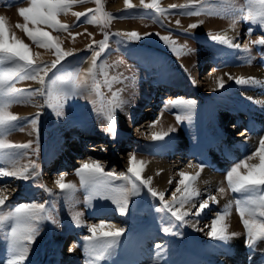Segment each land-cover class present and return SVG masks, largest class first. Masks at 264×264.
I'll use <instances>...</instances> for the list:
<instances>
[{
  "label": "rangeland",
  "instance_id": "1",
  "mask_svg": "<svg viewBox=\"0 0 264 264\" xmlns=\"http://www.w3.org/2000/svg\"><path fill=\"white\" fill-rule=\"evenodd\" d=\"M116 1L102 0L104 11L113 14L115 17L108 22L107 27L100 23L88 22L90 16L95 13H89L88 16L81 17L79 21L72 15L73 12L95 10L97 7L95 0H84V2L78 0L67 14L62 13L58 16L61 23L70 26L71 34L54 30L43 24L38 26L42 30L48 31L53 37H59L58 42L61 43L63 50H74V56L66 58L62 67L58 65L57 69L49 72L48 76L45 77L46 80L79 73V81H83L91 67L92 51L88 50V46L92 45L93 49L98 51V42L104 39V33L110 34L109 47L99 58L98 65L106 66L109 77L116 76L119 78L120 82L113 83L112 91L123 90L119 96L120 101L123 102V107L117 110L116 116V137L113 138L106 131L107 121L101 113L100 101L90 88L86 89L82 95L69 96L64 100L60 115H57L52 108L47 107L45 97L39 95L31 97V99L24 97L20 102L12 103L8 109L12 114L25 119H20L17 122L16 129L8 134L7 139H12L9 140L12 143L33 141L32 148L28 150V155L20 163L21 165L30 162L37 163L41 175L28 181L4 177L2 182L12 185V188L8 187L10 191L5 194L10 201V203L6 201L8 208L5 211L10 209L12 205L19 203L48 201L51 205V214L56 220V223L45 220L40 224L39 235L31 245L26 264H36L35 261L40 256H47L52 260L58 259L61 255L68 254V249L73 244L78 245L75 251L83 260L87 259L85 261L87 264L89 256L83 238L91 235L87 231L88 226L99 224L102 221L109 226L115 224L116 227L125 228V233L111 254L100 264H187L188 262L189 264H200L201 260L190 259V257L201 253L209 259H215V252L221 250L223 242L211 239L205 243L204 235L196 231L197 228L201 229L203 226L193 227L189 223L196 218L195 222L199 225L201 221L198 220L206 217H210L208 220L211 222L229 201H233V206L225 222L229 225V232L239 233L236 238L232 239V243L236 241L234 247L240 244L243 249L229 254L231 259L224 255L225 260L228 261V264H232L235 259L236 261L239 259L238 256H241L238 264H264V261L258 256V249L251 250L245 244V229L234 204V199L240 198V194H233L228 191L222 200L218 199L219 211L215 205L210 203L211 207L199 217L192 214L195 211L192 208L186 217L189 223L182 226L177 224L176 229L181 233L178 236H183L186 239L176 243L175 240L178 236L166 235L161 230L163 221L169 219L170 214L157 211L162 205L158 198L152 197L147 192V189H143L140 196L131 197L129 210L125 215H121L116 210L115 205L108 200L97 198L86 203L89 192L81 186L76 170L82 163L89 161L90 157L99 160L105 171L115 169L116 172H127L128 155L135 154L137 160L143 161L145 164L142 177L144 179L151 177L152 181L154 176H149L146 171V167L152 161L157 163L163 159L164 162H171L176 160L175 157H178L183 151L187 157H184L185 160L189 159V162L195 165L203 164V169H211L215 173L219 166L211 159L217 157L221 159V161H217L222 165L219 171L220 181L217 184V189L221 186L227 189L225 179L227 171L235 163L251 156L259 147V139L264 135V122L261 123L259 119H256L257 109L252 110L250 107L253 105L252 102L247 104L243 100L244 96L240 97V93L245 95L249 92H254L256 99L262 97L260 90L264 87V46L250 45V51L243 52L217 44L209 38V34H224L223 32L228 30L236 32V36L239 34L241 37L238 38L237 43L243 45L264 36V30L243 19L238 12H232L225 16H212L206 12L189 16L178 14L179 10L173 9L168 15L157 17L153 10L143 9L139 6L140 3H134L133 0L131 3L137 6L133 9H125V5L119 6ZM181 1L159 0L160 6L165 9L172 4H184ZM29 6V0H0V16L5 17L9 34H15L18 39L29 45L33 58L37 62L51 64L56 59L54 50L39 47L26 35L22 28L17 27V24L23 25L25 23L19 15L18 9ZM204 7L215 9L218 5L209 2ZM236 7H244L246 10L245 0H237ZM177 20L181 21L179 25L176 24ZM233 20H235L234 27L232 26ZM201 21L203 23L199 27L189 28L190 24ZM186 22L188 23L186 24ZM28 26L29 28L33 27L30 23ZM249 28L253 29L251 35L247 34ZM185 30H187V34H185ZM132 31L142 36L145 33H152L153 35L146 36L139 42L127 43L122 42L120 36L114 35L117 32ZM156 33H159V36H170L179 45H185L187 54L177 56L169 45L155 35ZM188 49L192 51L189 52ZM39 52H44L47 55L40 58L37 55ZM251 67L256 68L258 74L261 73L263 76L262 81L257 79L256 75L253 76L259 81L257 85H238L233 80L227 79L228 75L225 76L226 74L231 75V70L236 71L238 69L241 70L242 77V73L244 74L242 69H252ZM214 75H219L226 81L223 89L215 90L216 83L210 82L213 81ZM97 79L101 81V91L105 97L110 98L112 91H109L107 86L103 84L104 76L100 74L99 67L97 68ZM205 79H209V81ZM192 80H195V84L192 83ZM228 81L230 82L228 83ZM205 83H211V86H204ZM15 87L18 89H36L40 85L32 80H18ZM176 99L196 101V106L191 111L190 120L177 121L176 115L184 116L186 114L183 109L171 107L165 109L164 106L167 101ZM257 104L259 102H255V106ZM261 110L264 109L261 108L259 111ZM37 112L41 113L38 132L34 130L31 123V119ZM245 116L247 119H243ZM251 119L254 121L253 124L250 123ZM157 120L162 127L160 131L168 132L170 128L175 130L169 132V135L163 140L154 141L151 138L154 132L150 130V125H153V121ZM237 121L240 123L241 128L239 129L241 130H235L236 135H240L246 131V128H249L247 123L252 124L250 132L247 133L243 142L240 141L243 138L239 140V138L236 139V135H229L230 128ZM92 136L94 138H91ZM37 139L39 141L38 155L33 153ZM236 144L242 145L239 155L233 151V145ZM208 145L213 147V152L216 151L215 155H208L209 152L206 150ZM225 146L226 148L223 149ZM61 158H64L65 168H62L60 173L57 170V173L52 174V171L55 170L54 165L58 164ZM252 160H247L248 164ZM211 164L213 165L212 168L209 166ZM152 167L150 168L153 170L154 165ZM156 168L155 165V171ZM178 169L183 170L181 167ZM241 171L245 170L242 168ZM183 172L194 176V171ZM62 174L65 175V183H72L76 186V191L71 199H65L55 183ZM178 179L177 176L176 181H179ZM176 181L172 180L165 193V199L170 203L172 202V193L178 184ZM152 184L153 182H151V187L157 192H163L158 191L156 186ZM47 189H50L51 192ZM217 189L215 193H218ZM14 190H17L15 196L11 195ZM199 192L200 197L193 200L197 207L200 200L209 195L208 193L204 194L205 191L202 189ZM176 195L179 197L180 193H176ZM190 207V204H186L181 211H187ZM77 212L81 214L80 225L74 223L72 219ZM234 223L236 226H233ZM8 230L7 226L0 225V246L4 248V251L1 252L5 254ZM104 230L107 231L110 228L106 227ZM73 235L79 237L80 240L76 239L77 243H72ZM148 236L149 238H147ZM139 239L144 241V248L143 246L138 248L144 253V259L142 257L135 260L124 259L129 252L132 254L133 243ZM157 243L164 247L156 249ZM260 245L262 249H259L264 256V243ZM211 264L213 263L211 262Z\"/></svg>",
  "mask_w": 264,
  "mask_h": 264
},
{
  "label": "snow or ice",
  "instance_id": "2",
  "mask_svg": "<svg viewBox=\"0 0 264 264\" xmlns=\"http://www.w3.org/2000/svg\"><path fill=\"white\" fill-rule=\"evenodd\" d=\"M78 0H29V7H21L18 9L19 15L24 19L23 25L17 24L18 28H22L26 35L39 47L54 50L56 59L51 64L37 62L33 58L28 44L18 39L15 34H9L6 27L4 16H0V178L11 177L18 180L28 181L33 178H38L41 173L39 165L35 162L21 165L20 161L28 155V150L32 148L33 141L27 143H12L7 139L8 134L16 129V124L20 119H25L12 114L8 109L12 103L20 102L22 98L39 95L45 97V104L52 108L57 115L61 114L63 101L69 96L82 95L86 89H91L95 92L101 105V113L107 121L108 131L113 138L117 135L116 116L117 110L123 107V102L119 96L123 91L118 89L112 91L113 83H118L119 78L116 76L109 77L106 71V66L98 65V60L101 55L109 47L110 34L105 32L104 39L98 42L99 50L93 49L92 45L88 46V50L92 51L91 67L88 69L87 77L83 81H79V73L70 74L69 76H60L56 79L46 80L49 72L57 69V66L62 67V63L66 62V58L74 56V50L65 51L61 48L59 37H53L48 31L42 30L39 25H46L57 31L70 33V26L61 23L58 20L60 14H67L68 11L76 4ZM84 2V0H79ZM209 2L218 5L215 9L204 7ZM97 7L95 10L89 9L87 12H73L77 20L81 17L88 16L89 13H95L90 16L88 22L100 23L107 27L108 22L115 18L113 14L104 11L102 0H95ZM237 0H186L184 4H172L165 9L160 6L159 0H140V7L146 10H153L158 16H166L173 9H178V14L183 15H200L207 13L212 16H225L232 12H238L243 19L252 24H256L264 30V0H245L246 10L244 7H236ZM125 9L136 8V5L131 3V0H124ZM29 23L33 25L29 28ZM193 23L189 28L195 29L202 24ZM179 25L180 21L177 20ZM235 20H233V27ZM253 29L249 28L247 34L251 35ZM187 34V30H185ZM79 35V34H77ZM91 35V34H89ZM114 35L120 36L122 42H139L146 36L153 35L145 33L143 36L135 31L132 32H117ZM155 35L159 36V33ZM159 38L169 45L177 56L187 54L186 46L179 45L170 36H159ZM211 41L227 46L229 48L241 50L243 52L250 51V45L264 46V36L241 45L234 43L233 39L227 34H209ZM94 43H97L94 41ZM187 51H192L188 49ZM38 55V54H37ZM249 62H251L249 60ZM100 68V74L104 76L103 84L107 86L109 91H112L110 98H106L101 91V81L97 79V68ZM228 75L229 80H234L238 85L257 84L259 81L255 77H233ZM90 78V82H89ZM18 80H32L37 82L40 87L36 89H18L15 83ZM216 89H223L226 81L223 77H217L214 81ZM195 84V80H192ZM249 99H252L251 97ZM196 106L195 100L176 99L169 100L165 103V109L180 108L185 111V115H176L177 121L183 119H191V111ZM41 113L37 112L31 119V123L35 131L38 132V123ZM157 121H153L154 126ZM175 129L170 128L168 132H154L151 136L152 140H163L169 135V132ZM243 134V133H241ZM39 141H36V148L33 153L38 155ZM253 157H259V164H248L247 160ZM127 172L105 171L104 166L99 160L89 158V161L82 163L76 170V175L80 178V183L83 188L88 190L89 195L86 198V203H90L93 199H103L111 201L115 205L116 210L121 214H127L130 206L131 197L141 195L143 189L154 198H158L161 207L158 212H166L170 214V218L163 221L161 228L166 235L178 236L181 233L176 230L177 224H188L186 217L192 208L195 209L193 215L201 216L206 209L211 207V204H218L219 201L216 195L209 194L206 198L200 200L198 207L193 203L194 198L200 197L199 190L195 187V181L200 173L190 176L185 172H179L180 180L178 181L175 191L172 193V202L165 199L164 192H157L151 187L152 178L144 179L142 172L145 164L143 161L137 160L135 154L129 155ZM188 167H193L189 163ZM201 170L203 164L197 165ZM245 171H241V169ZM159 175V173H157ZM227 189L223 186L217 189L221 197L230 191L233 194H240V198L234 199L235 210L240 216V220L245 229V244L255 250L260 243H264V136L259 139V147L255 149L251 156L246 157L235 163L226 173ZM119 182V183H117ZM57 187L65 199H71L76 191V186L72 183H65V175L62 174L55 181ZM171 183V181H169ZM0 187V225L8 227L6 234L7 248L6 258L0 260V264H26L30 254L31 245L35 242L40 232V224L45 220H51L56 223L55 217L51 214L50 203L41 202H24L12 205L8 208L9 197L4 194L5 188ZM47 191L51 192L50 189ZM176 193H180L177 197ZM211 202V204H210ZM186 204L191 207L187 211H181ZM179 205V207H176ZM233 206V201H229L221 212H218L211 221L210 230L206 235L215 241L227 244L230 240L236 238L239 233L229 232V225L225 222L226 217L230 215ZM81 214L75 213L72 217L74 223L81 224ZM195 227V224L192 225ZM109 227L110 230L104 229ZM203 231V229H198ZM87 231L91 235L85 236V249L88 253L89 260L87 264H100L104 261L118 245L121 236L125 233V228L116 227L115 224L107 225L105 222L92 224L87 227ZM78 245L73 244L68 249L69 252L75 250ZM164 246L160 243L155 245L156 249H162ZM251 258V257H250Z\"/></svg>",
  "mask_w": 264,
  "mask_h": 264
},
{
  "label": "bare ground",
  "instance_id": "3",
  "mask_svg": "<svg viewBox=\"0 0 264 264\" xmlns=\"http://www.w3.org/2000/svg\"><path fill=\"white\" fill-rule=\"evenodd\" d=\"M110 1H116V0H110ZM117 2V5H119V6H122V5H124V0L123 1H116ZM133 2L134 3H140V0H133ZM182 3H185L184 2V0H182L181 1ZM180 4V3H179ZM138 5V4H137ZM168 5V4H167ZM122 8V7H121ZM120 9V8H119ZM180 21V20H179ZM181 22V21H180ZM188 22H186V24H187ZM211 23V22H210ZM132 24V23H131ZM135 24V23H134ZM133 25V24H132ZM206 25V24H205ZM143 26V25H142ZM136 27V26H135ZM149 27V26H148ZM137 28V27H136ZM215 28V27H214ZM233 30V29H232ZM87 31V30H86ZM140 31V30H139ZM88 32V31H87ZM142 32V31H141ZM224 34L226 33L227 34V36L228 37H231V36H233L232 37V39H233V42L234 43H237V40H238V38L239 37H241L239 34V36L237 35H235V33L234 32H232V31H225V32H223ZM238 33V32H237ZM86 34V33H85ZM235 35V36H234ZM86 39V38H85ZM38 55H39V57L40 58H43V57H45L47 54L46 53H44V52H39L38 53ZM245 68V67H244ZM252 69H245V70H243L242 69V72H244V74L242 73V77H253V76H255L256 75V78L257 79H259L260 81H262V75H261V73L260 74H258V70L256 69V68H254V67H251ZM241 69V68H240ZM232 71V72H231ZM230 72H231V76H233V77H241V74H240V71L237 69L236 71L233 69V70H231ZM245 72H249V73H245ZM225 73V72H224ZM223 75H225V74H223ZM225 76H227V75H225ZM205 77V76H204ZM214 77V79H213V81L211 80L210 82H214V80L217 78V77H220L219 75H214L213 76ZM207 78H208V76H207ZM212 78V77H211ZM226 79V78H225ZM227 79H228V77H227ZM205 80H208L209 81V79H205ZM234 81V80H233ZM230 81H228V83H229ZM258 84V83H257ZM256 84V85H257ZM211 86V83H205L204 84V86ZM253 84H250V86H252ZM257 87V86H256ZM244 92V91H243ZM260 95H262V97H259L258 99H256V97H254V92H249V93H247V94H245V95H241V93H240V97L242 96H244V98H243V100L247 103V104H249V103H251L252 102V104L253 105H251L250 107H251V109L252 110H254V109H257L256 110V119H259L260 120V122L262 123V122H264V110H261V111H259L261 108H263L264 109V87H262L261 88V90H260ZM239 94V93H238ZM252 98V99H249V98ZM255 102H259V104H257V106H255ZM165 117V116H164ZM222 117H223V115H222ZM165 119V118H164ZM243 119H247V117L245 116V117H243ZM159 120V119H158ZM170 120V119H169ZM147 123V122H146ZM240 123L237 121L234 125H233V127L232 128H230L231 129V131L229 132V135H231V136H233V135H236V132H235V130H239V128H240V125H239ZM164 125V124H163ZM160 127H161V125H160V122L158 121V123H156L154 126H150V130H152L153 132H159L160 130H162V127H161V129H160ZM171 127V126H170ZM146 128V127H145ZM149 128V127H148ZM137 129V128H136ZM139 129V128H138ZM144 129V128H143ZM142 129V130H143ZM169 129V128H168ZM167 130V129H166ZM141 131V130H140ZM148 131V130H147ZM151 131V132H152ZM161 132V131H160ZM242 132V131H241ZM243 134H240V135H236L235 137H236V139H238L239 138V140L241 139V138H243L242 140H240L241 142H243L244 141V138H246L247 137V131H244V132H242ZM139 133H137V135H138ZM148 134V133H147ZM253 134V133H252ZM251 134V135H252ZM139 136V135H138ZM249 136V135H248ZM264 136V135H263ZM24 137V136H23ZM22 138V137H21ZM91 138H94L93 136L91 137ZM138 138V137H137ZM143 138V137H142ZM8 140H12V139H8ZM222 141V140H221ZM18 143V142H17ZM217 143H218V141H217ZM219 144V143H218ZM69 147H71V146H69ZM69 147H68V149H69ZM215 147V146H214ZM222 147V146H221ZM229 147V146H228ZM233 151H235V152H237L238 154L240 153V151H241V149H242V145H239V144H236V145H233ZM226 148V146L223 148V149H225ZM222 149V150H223ZM215 150H217V149H215ZM214 152H216V151H214ZM220 152V151H219ZM224 152V151H223ZM222 152V153H223ZM232 152V151H231ZM164 153V152H163ZM218 153V152H217ZM221 153V152H220ZM209 155H214V153H209ZM129 156V155H128ZM165 156V155H164ZM66 157V156H65ZM64 157V158H65ZM184 157H186V155H184L183 154V151L179 154V156L178 157H175L176 158V160H173V161H171V162H164L163 161V159H161V161H157V163L156 162H153L152 161V163H149L148 165L149 166H147L146 167V171H147V174L149 175V176H151V175H153L154 176V180L152 181L153 182V184L156 186V188H157V190L158 191H163L164 193H166L167 192V188H168V185H170V183H169V181H171L172 182V180H174V181H176L177 180V176L179 177V179L178 180H180V176H179V172H181V171H190L191 170V172H193L194 171V173H193V175H196V173L197 172H199L200 173V175H199V177L197 178V180L195 181V187L198 189V190H200V189H202V190H204L205 192H204V194L205 193H208V194H213V195H216L217 196V199H219V200H222L223 198L218 194V193H215L216 192V189H217V184L219 183V177H220V175H219V171L221 170V167H222V165H220L219 163H218V161L220 160L221 161V159H219V158H217V157H215V159H211V161H214L218 166H219V169H217L216 170V172L215 173H213V171L211 170V169H206V168H204V169H199V167H197V165H195V164H192L193 165V167H188V165H189V163H191V162H189V159H184ZM209 157V156H208ZM64 158H61V160L59 161V163L58 164H56V165H54V168H55V170H53L52 171V174L53 173H57L56 171L58 170L57 169V167H59L60 169L58 170V173H60L61 171H62V166H63V164L65 163H63V161H64ZM187 158V157H186ZM214 158V157H213ZM253 160L251 161V163H249V164H259V157H253L252 158ZM192 160H194V159H192ZM218 160V161H217ZM250 161V160H249ZM184 162V163H183ZM186 162H188V163H186ZM210 162V161H209ZM155 163V164H154ZM211 163V162H210ZM248 163V162H247ZM226 164V163H225ZM58 165V166H57ZM152 165H154V169H155V165L157 166V168H156V171L153 169H151L150 167H152ZM227 165V164H226ZM183 166H185V167H183ZM211 168L213 167V165L211 164V165H209ZM183 168V170H179L178 168ZM226 167H228V166H226ZM153 168V167H152ZM145 171V172H146ZM155 171V172H154ZM157 173H159V175H157ZM187 175H190L189 173H186ZM152 176V177H153ZM54 177V176H53ZM6 178V177H5ZM147 178V177H146ZM4 180V178H0V187H4V186H7L6 188H5V192H4V194H6L7 192H9L10 190H8V187H11L12 188V185L10 186V185H7V184H5V182H2ZM18 180V179H17ZM55 180V179H54ZM18 181H20V180H18ZM176 182H178V181H176ZM6 183H7V181H6ZM152 184V185H153ZM219 186V185H218ZM16 191L17 190H14V192H13V194H12V192H11V195H13V196H15V194H16ZM203 194V193H202ZM219 195V196H218ZM211 203V202H210ZM213 205H215L216 206V209L219 211V207L218 206H220V204H213ZM216 210V211H217ZM190 215H191V213H190ZM102 218V217H101ZM104 218V217H103ZM102 218V219H103ZM233 218V217H232ZM198 219V218H197ZM230 219V218H229ZM228 219V220H229ZM196 221V218H195V220H193L192 222H190L189 224L192 226L193 224H195V227L196 226H198V224H197V222H195ZM198 221H201V223L199 224V225H202L203 227H202V229H203V231H199V232H201L202 234H204L205 236H207L206 235V233L210 230V224H211V222H210V220H208V218H204V219H202V220H198ZM232 221V220H231ZM234 222V221H233ZM233 226H236V223H234L233 224ZM74 236V235H73ZM145 237V236H144ZM147 238H149V236L147 237ZM74 240H76V238H75V236H74ZM77 240H79V237L77 238ZM73 241V240H72ZM232 241L233 240H230L227 244H222L223 245V247L221 248V250L220 251H217V252H215V259H209L206 255H204V254H194L193 256H191L190 257V259H198V260H201V261H203V262H205L206 264L208 263V261H212V263L213 264H228V261H226L225 260V254H224V250L225 249H228V250H231V251H233V252H238V251H241V249H243V246H241L240 244H238L236 247H234V245H236V241L234 242V243H232ZM238 242V241H237ZM72 243H74V241L72 242ZM71 243V244H72ZM218 244H221V243H218ZM140 246H143V248H144V241L142 240V239H139L138 241H135L134 243H133V247L131 248V251H132V254L129 252L128 254H127V256L124 258V259H126V260H129V259H133V260H135V259H137L138 257H142V259H144V253L140 250V249H138ZM259 248L260 249H262V246L261 245H259ZM1 251H4V248H2V246H0V260H3V259H5L6 258V254L5 253H2ZM65 253V252H64ZM231 254V253H230ZM242 254V253H241ZM259 256V255H258ZM83 257V256H82ZM146 257V256H145ZM229 257V256H228ZM248 257V256H247ZM260 257V256H259ZM56 258V257H55ZM87 258V257H86ZM230 258V257H229ZM234 258H237V257H234ZM238 258L241 260V256H238ZM231 259V258H230ZM238 259V260H239ZM87 259H84L83 260V258H81L80 257V255H79V253H77V251H72V252H69L68 251V254H65V255H61V257H59L58 259H50L49 257H47V256H40V257H38L37 258V260L35 261V262H37L36 264H68V263H70V264H85V261H86ZM89 260V259H88ZM238 260L236 261V259H235V261H233V263L231 262V261H229L230 263H232V264H238ZM200 264H202V263H200Z\"/></svg>",
  "mask_w": 264,
  "mask_h": 264
}]
</instances>
